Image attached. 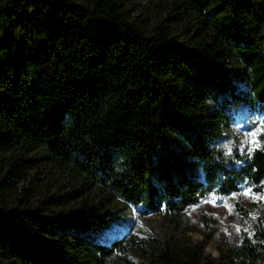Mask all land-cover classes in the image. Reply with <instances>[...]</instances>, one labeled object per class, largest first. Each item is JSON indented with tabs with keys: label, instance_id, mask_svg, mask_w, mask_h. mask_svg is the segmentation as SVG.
Listing matches in <instances>:
<instances>
[{
	"label": "trees",
	"instance_id": "trees-1",
	"mask_svg": "<svg viewBox=\"0 0 264 264\" xmlns=\"http://www.w3.org/2000/svg\"><path fill=\"white\" fill-rule=\"evenodd\" d=\"M132 1L0 0V17L24 19L55 3L63 35L53 77L26 97L19 86L0 94V156L17 154L6 174L20 178L48 151L83 175L84 190L97 184L175 225L241 182L264 191V148L227 146L239 112L264 115V0H169L152 23L131 17ZM12 183L0 179V192ZM85 210L50 222L0 204V264H264V213L213 258L176 236L105 243L115 215Z\"/></svg>",
	"mask_w": 264,
	"mask_h": 264
},
{
	"label": "rangeland",
	"instance_id": "rangeland-1",
	"mask_svg": "<svg viewBox=\"0 0 264 264\" xmlns=\"http://www.w3.org/2000/svg\"><path fill=\"white\" fill-rule=\"evenodd\" d=\"M166 3L169 0H133L125 6L130 9L131 17L152 23L159 21V12ZM57 10L56 4L52 3L49 9L25 19L12 13V9L0 17V94L13 95L12 91L19 86L21 95L26 97L31 87L53 77L63 38L62 30L55 27ZM25 12H33L31 4L27 3ZM171 18L174 19L173 15ZM178 37L183 38L180 34ZM230 62L231 66L239 67L235 59ZM2 76L7 79L2 80ZM227 142V146L245 152L264 148V115L247 119L244 112H239L230 126ZM35 154L41 156V160L28 166L24 175L17 174L20 178L6 174L8 160L17 154L7 152L0 156V179L13 182L8 189L0 192L2 207L37 210L38 215L50 222L55 218L82 214L86 208L94 209L93 214L112 213L115 215L112 226L105 230V237L101 238L105 243L127 233L140 239L176 236L192 243H205L204 256L214 258L220 250L238 245L242 234L252 233L255 220L264 213V191H257L248 183L241 182L236 193L227 196L211 194L200 199L185 210L180 222L175 225L161 214H143L139 209H132L97 184L88 183L90 188L84 190L81 188L84 177L71 164L56 158L47 160L45 156H53L48 151ZM29 158L33 159L34 153L21 156V159ZM236 203L240 206L237 207ZM122 220L130 222L131 226L128 227Z\"/></svg>",
	"mask_w": 264,
	"mask_h": 264
},
{
	"label": "snow or ice",
	"instance_id": "snow-or-ice-1",
	"mask_svg": "<svg viewBox=\"0 0 264 264\" xmlns=\"http://www.w3.org/2000/svg\"><path fill=\"white\" fill-rule=\"evenodd\" d=\"M250 191V190H249ZM238 231H239V229H238Z\"/></svg>",
	"mask_w": 264,
	"mask_h": 264
}]
</instances>
